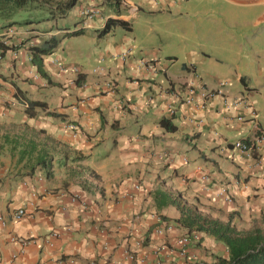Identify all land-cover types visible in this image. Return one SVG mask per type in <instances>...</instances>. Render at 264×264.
<instances>
[{"label":"crops","instance_id":"crops-1","mask_svg":"<svg viewBox=\"0 0 264 264\" xmlns=\"http://www.w3.org/2000/svg\"><path fill=\"white\" fill-rule=\"evenodd\" d=\"M222 1L228 19L264 23V0ZM139 2L150 13L182 5ZM140 4L122 0L116 14L98 0H79V8L97 13L79 18L72 29L58 27L56 19L46 29L12 24L13 33L0 42V264L208 263L226 249L205 234L189 241L185 257L176 254L185 229L176 222L173 199L222 221L231 214L240 229L264 213V67L257 57L227 69L222 86L221 78H205L191 53L173 73L155 52L134 51L123 31L102 48L78 35L72 39L86 48L62 37L61 51L41 57V70L31 60L29 46L77 29L98 36L107 17L128 22L131 31L129 19ZM141 59L154 72L140 67ZM108 80L112 91L104 87ZM186 84L220 94L203 107L198 98L187 105L177 94ZM224 97L240 103L224 108ZM28 101L45 105L28 115L22 103ZM161 118L174 130H165ZM239 141L246 150L235 148ZM202 172L208 181L199 179ZM221 187L230 203L215 195ZM17 208L24 215L14 220ZM163 223L171 229L154 233Z\"/></svg>","mask_w":264,"mask_h":264},{"label":"rangeland","instance_id":"rangeland-1","mask_svg":"<svg viewBox=\"0 0 264 264\" xmlns=\"http://www.w3.org/2000/svg\"><path fill=\"white\" fill-rule=\"evenodd\" d=\"M181 1L182 5L173 11L150 13L147 3L140 4L139 0H134L141 5V10L129 19L131 31L115 26L102 35L97 36L91 32L93 35L91 36L84 32L78 36L84 43L93 40L102 48L105 42L118 36L119 31L126 32L130 36L134 51L155 52L173 73L179 69L185 55L191 53L197 62L200 60L198 67L206 73L205 78L210 81H213L214 77L221 79L228 77L227 69L232 70L236 64L250 62L255 57L264 67V23L253 25L228 19L225 14L228 6L226 1ZM79 7L77 0L63 17L56 18L57 26L72 29L81 18L78 15ZM47 16L42 8L22 10L15 19L18 22L29 21L15 25L46 29L54 26V21L45 18ZM69 37L65 36L64 42L85 47L81 41L77 43L76 39H72L75 36ZM56 51L59 52L61 49L58 47L49 54H55ZM70 54L76 53L70 52ZM232 85L233 82L229 81V86ZM189 151H186L188 158L191 157Z\"/></svg>","mask_w":264,"mask_h":264},{"label":"trees","instance_id":"trees-1","mask_svg":"<svg viewBox=\"0 0 264 264\" xmlns=\"http://www.w3.org/2000/svg\"><path fill=\"white\" fill-rule=\"evenodd\" d=\"M76 2L77 0H0V27H10L15 23L20 24L21 22L29 21L18 22L15 18L20 11L33 8L45 10L48 15L47 19L63 17ZM98 4L119 14L122 0H98ZM116 25L125 30L130 29L128 22L118 18L107 17L103 26L99 29L98 35L108 32ZM82 33L83 30L77 29L63 32L62 34L49 35L39 44L28 47L31 53V60L36 63L38 70H41V57L51 53L62 37L75 36ZM44 105L45 103L43 102L28 101L24 110L26 114L33 115V107L41 108ZM159 123L167 131H173L175 128L166 118H161ZM44 160L42 159L39 163L44 165ZM175 199L172 202L179 211V217L176 222L185 229L186 234L195 231L197 233V243L201 240L202 234L211 236L216 241L221 242L226 249L225 256H215L208 263L201 261L193 262L192 264H264V213L253 221L248 228L240 229L232 221L231 214L228 215L225 221H222L202 213L193 205H186L179 198Z\"/></svg>","mask_w":264,"mask_h":264},{"label":"built area","instance_id":"built-area-1","mask_svg":"<svg viewBox=\"0 0 264 264\" xmlns=\"http://www.w3.org/2000/svg\"><path fill=\"white\" fill-rule=\"evenodd\" d=\"M147 2H150L151 4H157V3H161L165 0H146ZM79 16L83 17V18H92V16H94L97 12H96V9L93 8L92 6H85V7H82L80 8L79 10ZM13 33V29L11 27H7L5 28L4 30H2L0 32V42L1 43H5V38L9 35H11ZM127 54V51L125 52H122L120 54V59H125V56ZM139 66L140 67H143L149 71H152L154 72V68L152 65H150L148 63V61L146 60H143L141 59L139 61ZM73 71H76V68H73ZM93 71H96V70H93ZM101 70H98V73H100ZM227 81L224 80V79H221L217 82V85L218 86H222L224 84H226ZM105 87L112 91L114 89V83L112 81H105L104 83ZM179 92L181 94H183V99H182V102L184 104H190V105H193L194 102H196V98H198L199 100V106L200 107H203L204 106V101H207L209 99H212L215 95H219L220 92L219 90H213V89H210V88H207V87H200V89L198 91L195 90V86L193 84H186V86L184 87V89L182 91H178L177 94H179ZM176 94V97H178V95ZM222 103L224 105V108H230L231 106H234V105H238L240 103V100L235 98L232 100L231 103L227 102V99L226 97L222 98ZM167 111L169 114H172V108L168 106L167 108ZM189 121L191 122L193 120V117L194 116H187ZM237 120H240V117H236ZM195 121L196 122H200V119L198 118H195ZM235 148L239 149V150H246L247 149V146L245 143L239 141V142H236L235 144ZM199 179L202 180V181H208L209 180V176L207 175V173H200L199 175ZM215 195L218 196V198H221L224 202L226 203H229L231 202V197L230 195L227 193L226 189L224 187H221L219 189H217L215 191ZM24 215V209L23 208H17L15 210V212L12 214V217L14 220H18L20 219L22 216ZM167 229L169 230L171 228V226L167 223H163L162 226H157L155 229H154V233L156 234H160L163 232V230ZM189 238H192L193 240H195L197 238V234L195 232H191L190 235L188 234H184L182 236H180L178 239H177V243H178V249L176 250V254L178 256H184L185 255V252H186V248H187V244L189 242ZM47 244L50 246L52 245V243L47 240ZM125 257L127 259H132L133 258V254L129 251H126L124 253Z\"/></svg>","mask_w":264,"mask_h":264},{"label":"clouds","instance_id":"clouds-1","mask_svg":"<svg viewBox=\"0 0 264 264\" xmlns=\"http://www.w3.org/2000/svg\"><path fill=\"white\" fill-rule=\"evenodd\" d=\"M108 81H110V80H108ZM104 83H105V81H104ZM115 86V85H114ZM104 87H105V85H104ZM106 88V87H105ZM107 89V88H106ZM108 90V89H107ZM110 91V90H109ZM23 103V105H24V107L26 106V102H22ZM72 128H73V126H72ZM242 142V141H241ZM244 143V142H243ZM231 197V196H230ZM232 200V199H231ZM230 203V202H229ZM171 229V228H170ZM169 229V230H170ZM191 232H195V231H191ZM196 233V232H195ZM184 234H186V233H184ZM184 234H182V235H184ZM188 234V233H187ZM191 234V233H190ZM190 234H188V235H190ZM197 234V233H196ZM181 235V236H182ZM180 237V236H179ZM178 237V238H179ZM191 240H193L192 238H189V241H191ZM198 239L196 238L194 241H197ZM188 244H189V242H188ZM188 244H187V246H188ZM179 247V246H178ZM178 249V248H177ZM187 252V251H186ZM186 252H185V254H186ZM180 257H182V256H180ZM183 257H185V255L183 256ZM133 259V258H132Z\"/></svg>","mask_w":264,"mask_h":264}]
</instances>
